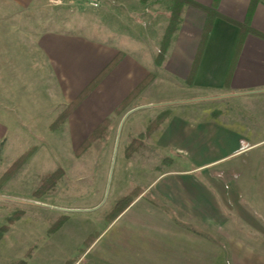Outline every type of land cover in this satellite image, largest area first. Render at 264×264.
Segmentation results:
<instances>
[{
    "label": "crops",
    "instance_id": "1",
    "mask_svg": "<svg viewBox=\"0 0 264 264\" xmlns=\"http://www.w3.org/2000/svg\"><path fill=\"white\" fill-rule=\"evenodd\" d=\"M40 1L0 0V140L44 138L35 145L30 141L37 147L36 152L8 175L0 193L29 198L53 174L50 167L46 174L51 162L56 163V168L66 169L63 160L52 151L50 140L45 139L54 132L52 125L59 116L87 89L89 94L58 127L75 118L80 123L94 119L95 114L100 119L86 137L89 140L104 128L102 124H108L111 114L123 112L136 99H146L158 90L161 79L165 80L152 70V66H158L154 60L148 67L142 60L135 61L130 51H115L110 45L93 44L85 52L77 45L68 52L61 41L64 34L45 29L42 19L36 21V17L43 18V10L36 5ZM192 1L214 7L222 18L215 19L210 33L204 36L206 14L184 7L181 24L161 64L171 88L170 97L187 90L192 95L235 99L243 105L236 106L233 124L226 117L212 123L210 117L198 120L195 115L183 118L172 114L170 120L178 125L173 131L164 132L161 140H182L193 149L198 146L202 160L199 166L209 163L211 144H217V160L227 161L235 156L236 175L240 178L245 175L243 163L249 157L250 183L243 178L240 183L235 182L236 199L241 201L236 209L243 210V194L250 193L252 210L258 217L264 215L259 202V195L264 193V170L260 166V161H264V0H259L250 18L249 26L254 31L239 26L248 19L252 0ZM118 56L119 60L107 71ZM150 77L145 88L133 96ZM162 95L159 90L160 99ZM87 108L89 116L79 117ZM136 110L128 111L127 117ZM36 130L45 131L35 134ZM30 149L12 156L11 162ZM71 171L66 170V178L90 173ZM109 172L110 168L101 170L100 179H93L94 184L89 187V182L74 180L75 190H92L85 191L76 201L53 200L62 195L60 186L57 195L34 203L33 215L10 226L8 232L22 235L20 242L25 243L18 253L13 248L11 257L7 251L8 260H24L31 251L27 264H211L210 240L194 232L195 224L206 228L211 224L210 179L206 184L191 171L162 174L153 190L147 189L117 213L116 201L126 197L122 179L126 170H113L111 200L106 202L103 199ZM223 190L226 186L220 187L219 191Z\"/></svg>",
    "mask_w": 264,
    "mask_h": 264
},
{
    "label": "rangeland",
    "instance_id": "2",
    "mask_svg": "<svg viewBox=\"0 0 264 264\" xmlns=\"http://www.w3.org/2000/svg\"><path fill=\"white\" fill-rule=\"evenodd\" d=\"M126 1L128 0H41L36 5L43 10V18L36 17V21L42 19L45 29L64 34L61 41L67 45L68 52L73 51L77 45H80L78 48L83 51L93 44L110 45L115 51H130L136 57L135 61L142 60L148 67L152 66L154 60L158 66L154 69L152 66V70L166 80V70L161 64L168 53L173 36L168 18L172 1ZM165 80L161 79V86L157 91L153 90L146 99H136L123 112L111 114L108 124L89 140L86 137L98 123L96 120L100 119L95 114L94 119L80 123V120L75 118L51 132L49 139L45 140H50L52 151L63 160L66 169L56 168V163L51 162L46 174L49 173L50 167L53 174L57 173V180L41 198L0 193V264H13L8 260V256L13 248L18 249L17 253L21 251L25 243L20 242L22 235L15 231L8 232L10 219L14 224L23 217L33 215L31 206L39 203L43 197L57 195L60 186L62 195L53 197V200L76 201L78 197L80 199L85 191L90 193L92 190L82 187L75 190L72 187L75 185L73 181L77 179L89 182V187L94 184L93 179H100L98 174L101 170L109 168L103 199L106 202L111 200L109 189L113 170H126V177L122 178L125 180L124 191L126 196L129 195L133 200L147 189H152L155 181L165 173L191 171V175L200 181L205 180L206 184V180L210 179L211 224L209 228L195 224L194 232L210 240L211 264H264V215L259 214L256 217L252 210L250 193L243 194V210L236 209L241 201L236 199L235 182L240 183L243 178L242 181L250 183V158L244 160L245 175L240 178L236 175L235 156L227 161L217 160V144H211L210 160L207 159L209 163L199 166L202 160L198 146H195L194 150L193 146H188L181 142L182 140H161L164 132L173 131L177 127L178 124L170 120L176 113L183 118L195 115L200 118L198 120L210 117L212 123H218L220 117H226L227 122L233 124L236 106L243 105V102L231 98L192 95L187 90L176 91L173 98L170 97L171 88ZM179 84L184 86L181 81ZM159 90L163 92V99L158 97ZM166 92L169 96L164 95ZM62 105L60 107L63 109ZM135 109L138 110L127 117L126 113ZM87 114L89 116L88 108L78 116L82 118ZM160 116H163V119L158 123V127L149 133L148 127ZM44 131L36 130L35 134ZM42 140L43 137H36V140H0V171L3 174L0 177V187H3L9 178L8 170L14 172L21 166L27 157L36 152L37 147L34 145ZM117 140L119 143L116 146ZM30 141L34 145L29 144ZM115 146L117 153H114ZM30 147L28 153L19 155L15 162H11L12 156L21 154ZM128 149L129 153L126 155ZM237 157L241 162V157ZM60 158L56 157V160ZM260 164L264 170V161H260ZM7 166H10L8 170L5 169ZM80 169L90 173H81L77 178H66V170L71 173V170ZM223 186H226V191H219ZM259 197V202L262 203L260 211L264 214V193ZM110 212L113 213V210ZM8 225V230L4 232L2 228ZM16 238L18 240L15 241ZM23 239L25 241V236ZM7 251L10 253L8 256ZM28 254L31 255V251L26 254L25 261Z\"/></svg>",
    "mask_w": 264,
    "mask_h": 264
},
{
    "label": "trees",
    "instance_id": "3",
    "mask_svg": "<svg viewBox=\"0 0 264 264\" xmlns=\"http://www.w3.org/2000/svg\"><path fill=\"white\" fill-rule=\"evenodd\" d=\"M143 2L147 1V0H142ZM172 1V7L170 9V12L168 14V18H169V28L170 30H172V35H174L177 30L179 25L181 24V16H182V12L184 7L186 6H191L194 7L196 9H199L201 11H203L206 16V24L204 27V36H207L213 26V23L215 21V19L217 18H222L221 15L216 11V9L214 7H205L202 5H199L195 2H193L192 0H171ZM219 1V0H216ZM259 0H252V3L250 5V9L248 12V19L246 20V22L242 25L239 24V26L241 27L242 30H246V31H254L252 28H250L249 24H250V18L251 15L256 7V5L258 4ZM119 60V56L116 58V60L108 67L107 71L109 69H111V67H113L116 62ZM151 80V77L148 78V80L142 85L140 86L138 89L135 90V92L133 93V96L137 95L139 92H141L143 90V88H145V86L149 83V81ZM90 89H87L79 98L78 100H76V102L72 103L60 116L59 118L56 120V122L54 123V125H52V130H55L63 121L66 117H68L70 115V113L77 107V105L89 94ZM163 119V116L158 117L151 125L150 127H148V132H152L153 129H155V127L158 125V123ZM105 125H107V122H105L104 124H102L103 127H105ZM158 127V126H157ZM101 129V128H100ZM98 129L95 134L100 130ZM152 130V131H151ZM95 134L93 135V137L95 136ZM91 137V138H93ZM90 138V139H91ZM129 153V149L126 151V155H128ZM12 171L8 170V175L11 173ZM57 180V173L52 174L33 194L34 198H41L46 192L49 191V189L51 187L54 186V184L56 183ZM133 201V199L128 195L124 198H120L118 201H116L115 205H114V210L118 213L121 212L124 208H127L128 205H130V203ZM8 224L11 226L13 224V221L10 219L8 221ZM8 226H4L2 229L5 232L6 230H8L9 228ZM29 255V254H28ZM13 264H27V262L25 260H21L18 261L16 263Z\"/></svg>",
    "mask_w": 264,
    "mask_h": 264
},
{
    "label": "water",
    "instance_id": "4",
    "mask_svg": "<svg viewBox=\"0 0 264 264\" xmlns=\"http://www.w3.org/2000/svg\"><path fill=\"white\" fill-rule=\"evenodd\" d=\"M131 113V112H130ZM128 116V115H127ZM118 145V140H117V142H116V146ZM117 150V149H116ZM116 150H115V153H116Z\"/></svg>",
    "mask_w": 264,
    "mask_h": 264
},
{
    "label": "built area",
    "instance_id": "5",
    "mask_svg": "<svg viewBox=\"0 0 264 264\" xmlns=\"http://www.w3.org/2000/svg\"><path fill=\"white\" fill-rule=\"evenodd\" d=\"M96 5V4H95ZM97 6V5H96Z\"/></svg>",
    "mask_w": 264,
    "mask_h": 264
}]
</instances>
